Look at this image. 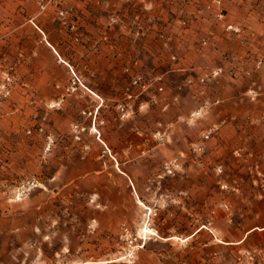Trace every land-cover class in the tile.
<instances>
[{"label": "rangeland", "instance_id": "1", "mask_svg": "<svg viewBox=\"0 0 264 264\" xmlns=\"http://www.w3.org/2000/svg\"><path fill=\"white\" fill-rule=\"evenodd\" d=\"M35 1V15L21 8L12 13L17 19L9 9L0 14V264H264V157L238 167L240 159L221 151L207 159L204 171L187 169V161L205 160L203 143L220 145L219 128L188 147L171 118L148 142L161 155L140 159L146 144L122 134L134 108L125 95L111 94L127 81L128 94L142 101L157 81L165 100L204 86L223 69L207 77H141L134 85V78H83L70 62L74 76L47 45L41 22L55 10V26L71 37L55 47L67 61L61 48L69 51L77 43L69 12L60 16L53 5L42 11ZM258 16L264 23V10ZM226 31L240 34L242 26ZM102 57L99 69L105 70ZM256 65L264 68V56ZM152 102L160 116L169 114L167 102ZM207 114L200 108L193 117ZM130 125L140 128L138 120ZM171 150L185 153L172 157ZM129 176L147 193L151 208L137 204ZM155 238L162 243L151 246L156 256L142 248Z\"/></svg>", "mask_w": 264, "mask_h": 264}, {"label": "crops", "instance_id": "2", "mask_svg": "<svg viewBox=\"0 0 264 264\" xmlns=\"http://www.w3.org/2000/svg\"><path fill=\"white\" fill-rule=\"evenodd\" d=\"M65 7L69 12L67 23L71 29L75 27L72 34L77 41L69 51L61 48L70 61L63 59L55 48L71 38L66 30L55 26V10L49 9L41 22L47 45L59 62L69 71L73 65L83 78L207 77L213 70L223 69L219 77L204 86H190L165 100L159 96L163 84L157 81L152 95L142 101L128 94L131 84L126 86L127 81H123L122 89L112 91L114 96L125 95L134 108V114L122 123V134L125 140L146 144L138 152L140 159L161 155L148 142L153 141L163 119L170 123L174 120L176 135L180 134L188 147L202 143V135L211 128H219L220 145L215 146L212 141L208 143L211 147H207L203 143L205 160L202 164L187 161V169L201 167L204 171L207 159L214 154L221 156V151L240 159L238 167L252 166L253 160L264 157V68L256 65L257 58L264 56V23L258 21L264 6L259 0H65ZM20 8L29 15L37 14L35 0H0V14L9 9L10 16L17 19L19 14L12 13H18ZM228 25H241L242 32L228 33ZM100 55H104L105 70L99 69ZM116 65L119 68H114ZM90 90L96 91L92 83ZM249 92L260 97L251 95L252 98ZM156 97L169 104L166 117L153 111L152 98ZM200 108L208 109V114L195 119L194 113ZM135 120L140 128L133 130L130 123ZM177 127H182L180 132ZM188 147L186 153L171 150L170 154L189 155ZM129 178L137 204L151 208L147 193L140 186H133V175ZM106 206L110 208L109 201ZM201 232L199 228L186 239Z\"/></svg>", "mask_w": 264, "mask_h": 264}, {"label": "built area", "instance_id": "3", "mask_svg": "<svg viewBox=\"0 0 264 264\" xmlns=\"http://www.w3.org/2000/svg\"><path fill=\"white\" fill-rule=\"evenodd\" d=\"M64 1L65 0H39V5H40V9L42 11H46L49 6H52L53 5V6H55V7L58 8L60 16H65L68 13V11L64 7ZM228 29L229 30L234 29L235 31H238L239 30L237 28L236 29L233 28V26H229ZM60 60L63 61L61 58H60ZM63 62L67 64V62H65V61H63ZM70 70H71L72 74L74 76H76V74H75V72H74V70H73V68L71 66H70ZM220 72L221 71H216V72L213 73V75L216 76ZM141 79L142 78L140 76L136 77L134 79V81H133V84L134 85L141 84ZM201 81L202 82H205V79H201ZM190 82H192V81H190ZM9 93H10V91L8 89H5V94L8 95Z\"/></svg>", "mask_w": 264, "mask_h": 264}, {"label": "trees", "instance_id": "4", "mask_svg": "<svg viewBox=\"0 0 264 264\" xmlns=\"http://www.w3.org/2000/svg\"><path fill=\"white\" fill-rule=\"evenodd\" d=\"M160 244L162 243L159 241V239L157 238L150 239L148 242H145L144 244H142V248L148 253H150L151 255L156 256L158 254V250L155 247H151V246L160 245ZM167 244L171 246L169 243Z\"/></svg>", "mask_w": 264, "mask_h": 264}]
</instances>
